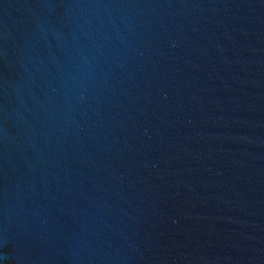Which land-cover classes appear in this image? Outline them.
<instances>
[{
  "label": "water",
  "instance_id": "1",
  "mask_svg": "<svg viewBox=\"0 0 264 264\" xmlns=\"http://www.w3.org/2000/svg\"><path fill=\"white\" fill-rule=\"evenodd\" d=\"M0 264H264V0H0Z\"/></svg>",
  "mask_w": 264,
  "mask_h": 264
}]
</instances>
